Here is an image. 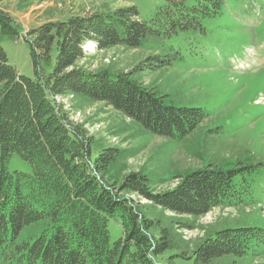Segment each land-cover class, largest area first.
I'll return each instance as SVG.
<instances>
[{
  "label": "trees",
  "instance_id": "1",
  "mask_svg": "<svg viewBox=\"0 0 264 264\" xmlns=\"http://www.w3.org/2000/svg\"><path fill=\"white\" fill-rule=\"evenodd\" d=\"M228 1L167 0L150 22L141 20L133 5L58 19L52 14L23 36L34 77L11 64L0 41V264H176L177 257L193 264H247L259 259L264 251V229L259 226H219L185 255L177 251L173 233L142 214V206L128 195L147 197L167 211L193 218L216 207L240 208L252 185L247 176L259 175L258 168H264V160L245 161L247 156L254 159V152L237 158V167L223 169L212 163L186 174L182 184L167 193L151 191V179L140 172L112 184L109 176L122 151L95 150L86 128L72 121L57 100L83 96L113 107L152 134L183 140L207 119V108L166 103L164 96L133 76L184 61L183 49L198 46L208 36V22L224 14ZM245 4L243 10L250 12ZM30 5L21 4L20 9ZM0 27L5 36L21 35L14 16L1 7ZM91 43L97 51L153 50L129 72L92 70L84 62L95 56L86 50ZM212 133L206 144L209 155L222 147L227 132L221 127L211 130L205 143ZM15 154L28 172L11 171ZM239 211L243 220L246 207ZM115 217L124 232L112 242L109 223ZM35 225L38 230L20 238L21 231Z\"/></svg>",
  "mask_w": 264,
  "mask_h": 264
},
{
  "label": "rangeland",
  "instance_id": "2",
  "mask_svg": "<svg viewBox=\"0 0 264 264\" xmlns=\"http://www.w3.org/2000/svg\"><path fill=\"white\" fill-rule=\"evenodd\" d=\"M166 1L0 0L4 7L1 8L14 16L21 31L19 37L12 38L3 35L0 27V41L11 64L21 74L34 77L32 54L23 36L49 20L52 14L58 19L133 5L138 8L140 19L150 22ZM231 1L221 17L208 22V36L198 46L194 43L192 49H183L184 61L133 76L145 88L164 96L166 103L207 108V119L183 140L152 134L104 103H93L74 94L58 98L70 119L84 126L94 139L95 150L116 147L122 151L109 176L112 184H119L130 172H140L151 179V191L167 193L182 184L184 175L199 172L212 163L223 169L237 167V160L247 152H254L255 158L247 156L246 162L264 160V0H241L247 3L250 12L243 10L245 3ZM26 3L31 5L21 10L20 5ZM174 44L177 46V42ZM89 46L93 48L92 43ZM152 50L149 47L137 50L111 47L97 51L94 46L93 52L88 51L95 54L94 58L84 62L92 70L107 68L129 72ZM220 127L227 132L225 143L214 148V155H209L211 148L208 149L206 144L212 141L214 133L209 135L206 143L205 135ZM9 168L11 171L29 170L17 154L13 155ZM257 172L260 174L247 176L252 185L243 195L245 202L240 208L216 207L200 218L167 211L144 196L128 195L142 206V214L166 226L174 235L177 251L188 255L219 226L246 224L264 229V168H258ZM242 207H246V211L243 220H239ZM39 225L25 228L20 232V238L27 239ZM109 230L112 242L123 237L124 229L118 217L110 220ZM175 263L193 264L190 259L181 257H177ZM247 264H264V251L259 259Z\"/></svg>",
  "mask_w": 264,
  "mask_h": 264
},
{
  "label": "built area",
  "instance_id": "3",
  "mask_svg": "<svg viewBox=\"0 0 264 264\" xmlns=\"http://www.w3.org/2000/svg\"><path fill=\"white\" fill-rule=\"evenodd\" d=\"M90 49H91V46H89V44H87V46H86V50H87V51H91ZM59 97H60V96H57V100H59V99H58Z\"/></svg>",
  "mask_w": 264,
  "mask_h": 264
},
{
  "label": "bare ground",
  "instance_id": "4",
  "mask_svg": "<svg viewBox=\"0 0 264 264\" xmlns=\"http://www.w3.org/2000/svg\"><path fill=\"white\" fill-rule=\"evenodd\" d=\"M92 46H93V48H94V46H95V43H92ZM93 48L92 49H90L91 51L93 50ZM93 52V51H92Z\"/></svg>",
  "mask_w": 264,
  "mask_h": 264
},
{
  "label": "crops",
  "instance_id": "5",
  "mask_svg": "<svg viewBox=\"0 0 264 264\" xmlns=\"http://www.w3.org/2000/svg\"><path fill=\"white\" fill-rule=\"evenodd\" d=\"M0 7H3V5L1 4V2H0ZM4 8V7H3Z\"/></svg>",
  "mask_w": 264,
  "mask_h": 264
}]
</instances>
